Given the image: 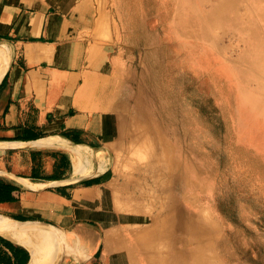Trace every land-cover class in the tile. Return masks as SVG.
I'll list each match as a JSON object with an SVG mask.
<instances>
[{
	"label": "rangeland",
	"instance_id": "obj_1",
	"mask_svg": "<svg viewBox=\"0 0 264 264\" xmlns=\"http://www.w3.org/2000/svg\"><path fill=\"white\" fill-rule=\"evenodd\" d=\"M192 1L194 9H202L204 16H209L218 2ZM101 2L113 23L111 55L120 61L118 80L132 85L134 95L128 102L127 147L114 156L117 176H111L97 193L101 200L100 204L97 201L96 220L100 252L95 264H117L119 250L112 239L118 235L126 198L138 185L155 200L140 203L141 211L149 214L141 236L153 242L143 252L151 258L162 254L167 260L171 251L165 245L171 237V225L165 218L171 212L172 194L179 191L177 177L182 174L183 203L193 224L190 233L200 231L202 245L209 246L206 264H264V147L252 139L258 130L255 121L246 123L250 135H239L235 129L236 76L227 75L218 65L205 71L192 62L170 28L176 13L174 0ZM238 12L251 21L243 7ZM208 30L206 50L219 48L223 59L231 61L238 56L249 57L246 43L230 28L216 22L208 25ZM153 129L174 142L172 149H176L179 165L170 174L160 163L165 148L156 153L154 161L133 158ZM79 237L85 238L82 246L90 240L87 233L81 232Z\"/></svg>",
	"mask_w": 264,
	"mask_h": 264
},
{
	"label": "crops",
	"instance_id": "obj_2",
	"mask_svg": "<svg viewBox=\"0 0 264 264\" xmlns=\"http://www.w3.org/2000/svg\"><path fill=\"white\" fill-rule=\"evenodd\" d=\"M113 35L101 0H0V264L47 259L49 229L87 233L96 262L97 193L127 147Z\"/></svg>",
	"mask_w": 264,
	"mask_h": 264
},
{
	"label": "bare ground",
	"instance_id": "obj_3",
	"mask_svg": "<svg viewBox=\"0 0 264 264\" xmlns=\"http://www.w3.org/2000/svg\"><path fill=\"white\" fill-rule=\"evenodd\" d=\"M217 1L210 10L209 16H204L202 9H194L192 0H174L176 13L170 28L179 43L181 42V45L186 48L187 55L196 66L199 65L205 71H209L212 66L218 65L225 70L227 75L234 74L236 76L238 83L236 85L234 116L232 115V117L236 118L235 125L237 128L235 129H237L239 135L246 132L250 135V132L245 128L246 123L255 121L258 130L252 139L264 147V0ZM242 7L245 9V13L250 16V22H247L239 14L238 10ZM216 22L230 28L234 31H232V34H238L242 38L250 50L249 57L238 56L231 61L227 60L228 58L223 59L219 48L206 50V42L210 36L208 25H214ZM251 84L256 86L252 88ZM133 95V86H127L125 90L127 103ZM137 123L138 121L136 120ZM172 128L174 129L173 126ZM147 134L148 137L146 138H143L141 134L140 139L143 138L144 140H140L142 143L139 147L140 150L138 154H133V158L137 157L141 161L147 159L154 161V159L156 160V153H160V149L165 148L162 154L163 160L160 163L163 162L164 172H169L170 174L171 170L179 165L178 155L174 153L176 149L174 151L172 149L174 147L173 140H167L154 129ZM187 172L188 170L184 169L186 176H188ZM184 178L183 174L177 177L179 191L174 196L172 194V203H170L172 205H167H170L171 211L165 218L171 225V228H169L171 237L165 245H168L171 251L167 260L162 254L151 258L143 252L144 247H152L153 242H148L141 236L142 232H145L142 230V224L149 219V214L141 211L140 203H150L155 202V200L138 185L135 187L134 194H130L126 198V204L122 210L123 214L119 215L120 228L118 235L112 239L113 245L119 250L117 264H206L210 260L206 250L209 246L202 245L204 240L201 232L194 231L190 233L192 231L190 226L193 227V224L191 223L187 206L183 203L184 191L181 184ZM166 187L163 186L164 189ZM177 202L181 204L178 206ZM156 224L159 225V220H156ZM32 234L36 235L34 231H32ZM41 238L48 244L46 249L47 259L35 254L32 264H84L94 251L91 247L85 248V245H81L80 242H83L85 238L74 237L72 239L69 237L66 240V238L62 239L61 237V239H55V235L50 229L43 231ZM192 242H196L199 245L194 247ZM71 248H74L72 253L74 257L73 259L65 260L69 255L67 252ZM223 256L227 260L232 258L225 254Z\"/></svg>",
	"mask_w": 264,
	"mask_h": 264
},
{
	"label": "trees",
	"instance_id": "obj_4",
	"mask_svg": "<svg viewBox=\"0 0 264 264\" xmlns=\"http://www.w3.org/2000/svg\"><path fill=\"white\" fill-rule=\"evenodd\" d=\"M100 252V251H99ZM99 252L97 253V255H96V258L98 257V255H99ZM93 264H95V263H93Z\"/></svg>",
	"mask_w": 264,
	"mask_h": 264
}]
</instances>
